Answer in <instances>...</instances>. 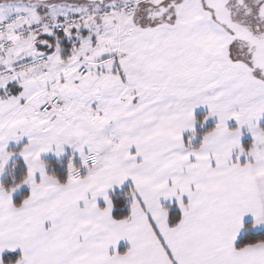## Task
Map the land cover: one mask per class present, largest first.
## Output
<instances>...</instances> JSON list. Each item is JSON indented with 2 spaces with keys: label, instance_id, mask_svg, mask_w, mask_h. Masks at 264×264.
<instances>
[{
  "label": "snow or ice",
  "instance_id": "1",
  "mask_svg": "<svg viewBox=\"0 0 264 264\" xmlns=\"http://www.w3.org/2000/svg\"><path fill=\"white\" fill-rule=\"evenodd\" d=\"M0 264H264V0H0Z\"/></svg>",
  "mask_w": 264,
  "mask_h": 264
}]
</instances>
